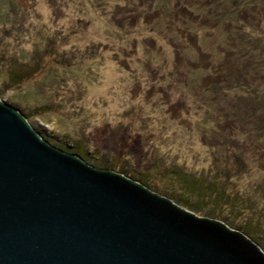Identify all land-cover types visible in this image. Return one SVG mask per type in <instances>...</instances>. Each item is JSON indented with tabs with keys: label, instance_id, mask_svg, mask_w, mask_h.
<instances>
[{
	"label": "rangeland",
	"instance_id": "374dc122",
	"mask_svg": "<svg viewBox=\"0 0 264 264\" xmlns=\"http://www.w3.org/2000/svg\"><path fill=\"white\" fill-rule=\"evenodd\" d=\"M0 56V96L95 165L264 228V0H0Z\"/></svg>",
	"mask_w": 264,
	"mask_h": 264
},
{
	"label": "water",
	"instance_id": "95a60500",
	"mask_svg": "<svg viewBox=\"0 0 264 264\" xmlns=\"http://www.w3.org/2000/svg\"><path fill=\"white\" fill-rule=\"evenodd\" d=\"M29 113L0 96V264H264L251 232L58 147Z\"/></svg>",
	"mask_w": 264,
	"mask_h": 264
},
{
	"label": "trees",
	"instance_id": "16d2710c",
	"mask_svg": "<svg viewBox=\"0 0 264 264\" xmlns=\"http://www.w3.org/2000/svg\"><path fill=\"white\" fill-rule=\"evenodd\" d=\"M1 61H2V59H1V56H0V67H1ZM21 79L22 78H19L17 74H13V76L11 78L12 84H14V83L18 84L21 81ZM46 140H48V139H46ZM48 141L50 142V140H48ZM58 147L66 150L68 152L75 153V154H77V155H79V156H81V157H83L85 159H88L86 157V155L80 150L81 146H77V145L73 144V146H58ZM96 166H98V165H96ZM177 175H180V174L177 173ZM181 177H185V176L181 175L180 178ZM134 179H136L137 181H140V182L146 184L147 186L151 187L152 189L156 190L155 188L152 187V184L144 182L141 179H138V178H135V177H134ZM215 187H216V183L213 184L212 188H205L203 190L204 192H201V193L198 190V188H200V187L196 186V187L193 188V190L190 188L193 191V194H190L191 195L190 197H185V196L177 197V196H174V195H172V196L169 195V196L171 198H173L174 200H176L178 203L184 205L185 207L190 208L191 210L195 211L196 213H200V211L203 209V207L199 206V205H201L202 203L207 202V201H211L213 203H217L213 199V195L215 193L214 191H216ZM212 192H214V193H212ZM229 197H230V199H232V196L230 194H229ZM222 201H224V200H222ZM224 202L227 204V200H225ZM227 206H229V205L227 204ZM200 208H202V209H200ZM206 215L210 216V217H213V218L216 217V215L213 213V211L208 213V214H206ZM253 225H254L253 227L252 226H248V227L246 226V231H248V233L252 232V233H250V235H252L259 243H261L263 245L264 241H260L262 238H259V237L260 236L264 237V232H263L264 228H263V226L260 225V222L258 224L253 222ZM253 230H255V231H253ZM258 232L260 234H258ZM258 235H260V236H258Z\"/></svg>",
	"mask_w": 264,
	"mask_h": 264
}]
</instances>
